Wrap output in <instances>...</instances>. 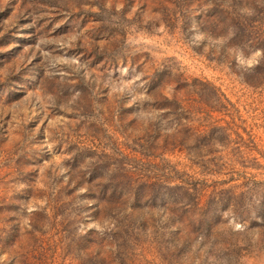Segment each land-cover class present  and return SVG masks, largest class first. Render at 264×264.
<instances>
[{"label": "rangeland", "instance_id": "1", "mask_svg": "<svg viewBox=\"0 0 264 264\" xmlns=\"http://www.w3.org/2000/svg\"><path fill=\"white\" fill-rule=\"evenodd\" d=\"M264 0H0V264H264Z\"/></svg>", "mask_w": 264, "mask_h": 264}, {"label": "trees", "instance_id": "2", "mask_svg": "<svg viewBox=\"0 0 264 264\" xmlns=\"http://www.w3.org/2000/svg\"><path fill=\"white\" fill-rule=\"evenodd\" d=\"M254 67L258 70L264 69V55H263V53H262V56L259 58V60L255 63Z\"/></svg>", "mask_w": 264, "mask_h": 264}]
</instances>
